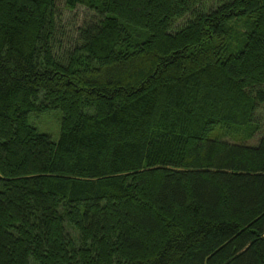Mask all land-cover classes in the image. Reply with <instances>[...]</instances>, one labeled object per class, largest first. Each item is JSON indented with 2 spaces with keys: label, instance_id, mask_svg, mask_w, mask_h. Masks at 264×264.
<instances>
[{
  "label": "trees",
  "instance_id": "1",
  "mask_svg": "<svg viewBox=\"0 0 264 264\" xmlns=\"http://www.w3.org/2000/svg\"><path fill=\"white\" fill-rule=\"evenodd\" d=\"M0 264H264V0H0Z\"/></svg>",
  "mask_w": 264,
  "mask_h": 264
},
{
  "label": "rangeland",
  "instance_id": "2",
  "mask_svg": "<svg viewBox=\"0 0 264 264\" xmlns=\"http://www.w3.org/2000/svg\"><path fill=\"white\" fill-rule=\"evenodd\" d=\"M90 10L85 6H79L73 11L67 10V18L70 14L77 16L78 22L83 16H87ZM78 25V24H77ZM75 25V26H77ZM74 26V28H75ZM30 121L38 130L51 133L54 138L58 137L60 131L61 113L58 110H51L49 112L32 114Z\"/></svg>",
  "mask_w": 264,
  "mask_h": 264
}]
</instances>
